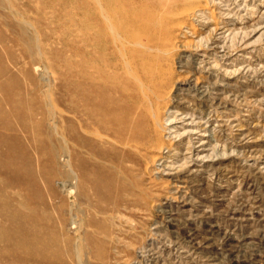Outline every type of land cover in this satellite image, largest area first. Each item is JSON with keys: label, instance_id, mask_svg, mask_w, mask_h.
<instances>
[{"label": "rangeland", "instance_id": "1", "mask_svg": "<svg viewBox=\"0 0 264 264\" xmlns=\"http://www.w3.org/2000/svg\"><path fill=\"white\" fill-rule=\"evenodd\" d=\"M0 264H264V0H0Z\"/></svg>", "mask_w": 264, "mask_h": 264}, {"label": "bare ground", "instance_id": "2", "mask_svg": "<svg viewBox=\"0 0 264 264\" xmlns=\"http://www.w3.org/2000/svg\"><path fill=\"white\" fill-rule=\"evenodd\" d=\"M85 102H86V101H85ZM123 105H124V104H123ZM86 107H87V106H86ZM127 108H128V107H127ZM127 108H126V112L128 111ZM89 111H90V110H89ZM89 111H88V113H87V111H86V113L84 112V113H85V114H84L85 117H86V116H87V117H90V116L92 115V112H89ZM80 113H81V112H80ZM82 114H83V113H82ZM95 116H96V115H95ZM125 116H127V114L124 115V121H123V123L127 122L128 120H130V119L127 120V118H126ZM87 117H86V118H87ZM148 117H149V116H148ZM90 118H91V120H93L92 117H90ZM87 121L90 122V123L93 122V121L91 122L90 119L87 120ZM97 121H98V120H97ZM97 121L95 120V122H97ZM150 121H151V120H150ZM88 122H86V124H85L86 127H87V125H88V124H87ZM83 123H84V122H83ZM104 123H105V122H104ZM145 123H147V120H145V119H144V120H143V119H138V124H137L136 127L138 128V127L142 126V124H145ZM146 126H147V125H146ZM146 126H145V127H146ZM145 127H140L142 133H140V135H139L138 138L136 137V141H137V142H140V141H143V140H147V139H148V138H147V137H148V128H147V131H146V128H145ZM105 128L107 129L106 126H105ZM106 129H105V130H106ZM124 130L126 131L127 129H124ZM123 133H124V132H123ZM133 134H134V133H133ZM133 134H132V135H133ZM135 134H136V133H135ZM116 135H118V134L116 133ZM133 137H134V136H133Z\"/></svg>", "mask_w": 264, "mask_h": 264}]
</instances>
